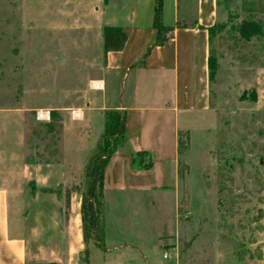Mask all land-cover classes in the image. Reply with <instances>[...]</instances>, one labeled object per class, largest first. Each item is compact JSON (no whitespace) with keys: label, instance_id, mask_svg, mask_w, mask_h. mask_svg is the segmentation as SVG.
<instances>
[{"label":"rangeland","instance_id":"1","mask_svg":"<svg viewBox=\"0 0 264 264\" xmlns=\"http://www.w3.org/2000/svg\"><path fill=\"white\" fill-rule=\"evenodd\" d=\"M217 2L208 50L215 71L203 109L181 116L189 127L179 133L171 192L155 194V206L148 194H125L120 215L112 210L123 222L108 226L114 240L125 231L145 246L163 232L154 252L163 263L162 254L172 264H264V0ZM122 4L0 0V184L10 188L27 264H90L91 251L105 247L103 190L89 197L85 169L103 144L101 93L105 105L118 104L125 83L123 71H104L103 50L105 27L126 34L107 23ZM248 22L260 35L246 40L239 30ZM101 78L103 92L94 88ZM151 160L147 171L157 164L158 172L161 160ZM108 162L104 175L115 186L118 169ZM152 172L133 184H156ZM82 202L93 205L85 223Z\"/></svg>","mask_w":264,"mask_h":264},{"label":"crops","instance_id":"2","mask_svg":"<svg viewBox=\"0 0 264 264\" xmlns=\"http://www.w3.org/2000/svg\"><path fill=\"white\" fill-rule=\"evenodd\" d=\"M156 2L123 0L124 5L107 22L122 27L126 38L119 51L105 55L104 71L111 70L116 76L123 71L125 83L118 104L105 105L103 93L102 102L107 111L124 113L128 146L118 149L109 158L118 169L119 181L115 186L108 185L104 175L105 247L101 251H91L90 264H172L168 258H163V254L162 260L167 263L160 261L154 253L160 248L163 232L155 242L145 246L127 239L125 231L120 233L121 240H114L108 235V226L123 222L118 219L115 223L112 212L120 215L125 207V194L138 199L148 194L153 198L150 203L155 206V194L171 192L165 187L169 170L177 163L179 133L189 127L187 124L180 126L181 116L189 119L202 110L205 103L208 29L218 21L219 6L217 0H161L159 27L154 21ZM96 83L100 85H94V88L103 92L102 78ZM136 151H147L155 161L160 159L158 172L157 164L153 167L154 172L133 170L131 152ZM151 172L156 175V184H148L145 179L133 184ZM10 194V188L0 184V264H27L26 243L18 236L17 221L11 216ZM176 207L174 201L173 212ZM78 223L79 216L76 215L73 224ZM79 237L78 232L77 241Z\"/></svg>","mask_w":264,"mask_h":264},{"label":"trees","instance_id":"3","mask_svg":"<svg viewBox=\"0 0 264 264\" xmlns=\"http://www.w3.org/2000/svg\"><path fill=\"white\" fill-rule=\"evenodd\" d=\"M160 2L157 0L155 9V24L160 27ZM216 24L208 29L209 41L213 35V31ZM241 36L248 40L254 35H260V26L254 22H248L243 24L241 30H239ZM126 34L116 28L105 27L104 28V38H103V50L106 55L108 52L119 51L125 41ZM216 61L212 55L208 56L207 68H208V81L210 82L215 71ZM125 115L122 112L111 110L106 111L104 114L103 123V133L101 140L103 144L98 143L96 147V153L93 154L86 166V177L88 179V195L90 198L96 197L100 199L103 190V180H104V169L111 157V155L118 149L126 148L128 146L127 139L125 136ZM51 128L49 125H45ZM100 140V141H101ZM179 144V142H178ZM152 166L151 156L147 151H136L131 152V167L133 170L142 171L149 170ZM97 186V187H95ZM97 190V191H96ZM97 192V194H95ZM86 206L88 210H92V204L89 202L85 205L84 202L81 204V219L85 223ZM91 224L94 226V218L90 220ZM83 236L86 238L88 233V228L83 225Z\"/></svg>","mask_w":264,"mask_h":264},{"label":"bare ground","instance_id":"4","mask_svg":"<svg viewBox=\"0 0 264 264\" xmlns=\"http://www.w3.org/2000/svg\"><path fill=\"white\" fill-rule=\"evenodd\" d=\"M94 85L97 87V86H99L100 84H97V83H96V84H94ZM97 89H98V88H97ZM39 114H40V115H42V114H45V115H46V113H43V112H40ZM79 114H80V113L77 112V115H79Z\"/></svg>","mask_w":264,"mask_h":264},{"label":"built area","instance_id":"5","mask_svg":"<svg viewBox=\"0 0 264 264\" xmlns=\"http://www.w3.org/2000/svg\"><path fill=\"white\" fill-rule=\"evenodd\" d=\"M41 116H42V115H41ZM41 116H40V114H38V118L41 119V118H42ZM163 258H166V255H164Z\"/></svg>","mask_w":264,"mask_h":264}]
</instances>
